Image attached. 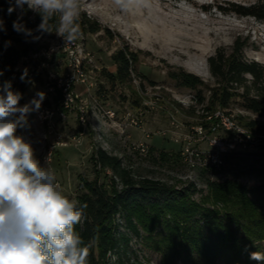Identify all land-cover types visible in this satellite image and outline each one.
<instances>
[{
    "label": "rangeland",
    "instance_id": "rangeland-1",
    "mask_svg": "<svg viewBox=\"0 0 264 264\" xmlns=\"http://www.w3.org/2000/svg\"><path fill=\"white\" fill-rule=\"evenodd\" d=\"M254 1L146 0V6L123 13L112 0H83L80 20L86 18L100 26L96 32H81L77 42L71 44L76 64L85 73V83H73L74 100L64 108L57 80L74 76V64L62 46L56 47L64 45L62 38L55 33L44 35L38 41L39 49L21 58L17 65L20 76L28 69L34 86L16 79L13 91L22 93L21 106L39 91L46 96L40 109L28 114L27 124L16 134L31 143L41 166L51 168L65 193L74 199L85 190L84 180L94 177L92 154L97 147L120 157L135 177L160 179L178 188L194 186L191 199L210 210H221V219H226L225 211L222 203L214 201L211 183L235 181L249 190L250 201L228 208L235 222L227 224L237 238L251 239L250 246L264 252V203L251 191L264 183V114L246 109L241 98L233 97L220 110L237 121L248 141L258 145L229 153L220 167L206 169L202 158L191 154L188 166L180 155L182 139L190 130H197L199 136L208 135L213 124L208 115L218 106L206 110L210 94L206 85L183 86L171 75L182 70L198 76L207 86L214 85L208 56L218 47L229 48L237 37L246 43L244 57L264 64V23L231 10L232 3L247 5ZM120 48H127L135 57L123 82L106 75L115 72L111 54ZM79 107L84 108V122L79 119ZM139 112L142 117L135 126L128 113ZM236 116L243 122L254 120L253 128ZM243 133L231 132L230 136L241 137ZM222 134L229 133L222 129ZM198 145L206 147L202 141ZM111 176L107 170L99 181L109 188ZM240 212L241 217L236 215ZM199 224L205 226L201 221ZM119 228L124 230L122 225ZM156 232L147 244L132 236L126 256L136 255L142 264H257L245 255L240 260L232 257L233 253L204 260L193 250L192 259L182 247H163L159 243L164 237L159 236L162 228Z\"/></svg>",
    "mask_w": 264,
    "mask_h": 264
},
{
    "label": "trees",
    "instance_id": "trees-1",
    "mask_svg": "<svg viewBox=\"0 0 264 264\" xmlns=\"http://www.w3.org/2000/svg\"><path fill=\"white\" fill-rule=\"evenodd\" d=\"M231 5V10L235 13L252 16L264 23V0H256L247 5ZM8 7L9 0H0V19L4 21L6 29L0 30V71L3 72L0 76V91H3V85L7 81L12 82V89L17 87L16 79L20 80L17 69L19 60L36 52L39 49L38 41L47 34L41 36V33L35 31L41 17L27 10L23 22L28 29L33 30V36L41 38L33 40L32 36L16 32L13 21L17 18V12L9 16ZM79 23L81 32H96L100 29L98 24L89 22L86 18ZM7 41H11V44L6 47ZM245 46V41L237 37L229 48L218 47L208 56L209 70L214 77L212 86H207L198 76L182 70L171 72V75L183 86L194 88L197 85H206L210 91L206 110L215 109L217 106L227 107L233 97H239L246 109L264 114V64L246 59L242 53ZM134 59L133 52L127 48L113 52L111 60L116 64V70L106 74L108 79L122 82L127 80ZM236 118L242 124L253 128L254 120L243 122L239 116ZM92 161L94 177L84 180L85 190L76 198L81 205L87 204L85 218L76 226V230L86 243L96 237L90 249L89 264H142L136 255L126 256L129 241L135 236L143 244H147L153 241V237H149L152 232L157 233L156 230L160 227L162 232L159 236L164 237H161L159 243L163 247L165 244H169L171 248L182 247L192 259H195L191 254L193 250L199 259L204 260L207 257L216 258L221 253H233L232 257L240 260L244 255L248 256L249 252L260 251L250 246L251 239L245 236L237 238L227 224L229 221L235 222L228 208L236 203L247 205L250 201L247 196L249 190L245 186L230 180L222 184L211 183L214 201L222 203L225 211L226 219H221V210H210L191 199L194 186L192 189L178 188L160 179L135 177L133 170L124 166L120 157L101 147L94 149ZM107 170L112 174L108 180L109 188L99 181L100 175ZM251 191L264 203V183L253 187ZM236 215L242 216V212ZM200 221L205 224L204 227L199 224ZM120 225L124 230H120ZM256 225L259 226V223ZM110 253L116 257L112 262Z\"/></svg>",
    "mask_w": 264,
    "mask_h": 264
},
{
    "label": "clouds",
    "instance_id": "clouds-1",
    "mask_svg": "<svg viewBox=\"0 0 264 264\" xmlns=\"http://www.w3.org/2000/svg\"><path fill=\"white\" fill-rule=\"evenodd\" d=\"M112 4L123 13H133L146 6V0H112ZM83 8V0H9L7 13L17 12L13 21L16 32L33 40L55 33L66 46L81 36ZM26 10L41 17L35 30L41 36H33V30L25 26ZM0 30L6 31L2 19ZM10 44L5 42L6 47ZM20 80L34 86L27 68ZM45 96L39 91L21 106L22 93L13 91L11 81L4 83L0 93V264H89L96 239L86 243L76 230L85 218L87 204L70 198L54 171L41 166L31 143L16 134L27 124L28 114L40 109ZM248 258L264 264V252H249Z\"/></svg>",
    "mask_w": 264,
    "mask_h": 264
},
{
    "label": "built area",
    "instance_id": "built-area-1",
    "mask_svg": "<svg viewBox=\"0 0 264 264\" xmlns=\"http://www.w3.org/2000/svg\"><path fill=\"white\" fill-rule=\"evenodd\" d=\"M63 47L71 60L73 61L75 68L74 76H67L66 78H59L57 80V85L59 86L62 94V105L64 108H67L71 105L74 98L71 93V86L74 82H83L84 81V72L82 68H78L76 64V57L74 53V47L72 45L63 44L56 46ZM91 83L88 85L90 86ZM92 85V84H91ZM83 107H79V119L84 122L83 119ZM46 113L48 110L45 111ZM64 111L61 110L60 114L63 115ZM130 123L138 126L142 117V112H139L135 115L128 113ZM222 126H228V121L226 118H223L220 114V107H218V124L216 128L210 129L208 135L199 136L197 130H190L182 139V147L180 150V155L182 161L189 166L191 162V154H198L202 158V167L203 169L209 167H220L223 164L225 155L235 152L240 148L254 147L258 145V142L248 141L245 137V134H241V137H231L230 128L229 134H222ZM204 142L206 147L202 148L198 145V142ZM142 149V148H141Z\"/></svg>",
    "mask_w": 264,
    "mask_h": 264
},
{
    "label": "bare ground",
    "instance_id": "bare-ground-1",
    "mask_svg": "<svg viewBox=\"0 0 264 264\" xmlns=\"http://www.w3.org/2000/svg\"><path fill=\"white\" fill-rule=\"evenodd\" d=\"M220 114L222 115L223 118H226L228 121V126H222V129L224 131L229 133V128H230V133L231 132H237V133L238 132H240V133L244 132V129L240 125H238L236 123L237 121L235 122L233 120V118L229 116V114H227L226 112H223L222 110H220ZM208 118L210 119V121L213 122V124L210 126V129L216 128L217 124H218V109L213 111L210 115H208ZM249 135H251V134H249ZM249 135L247 134L246 136L249 137Z\"/></svg>",
    "mask_w": 264,
    "mask_h": 264
}]
</instances>
